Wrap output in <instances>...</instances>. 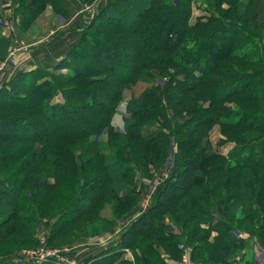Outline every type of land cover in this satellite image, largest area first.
Masks as SVG:
<instances>
[{
  "label": "trees",
  "instance_id": "1",
  "mask_svg": "<svg viewBox=\"0 0 264 264\" xmlns=\"http://www.w3.org/2000/svg\"><path fill=\"white\" fill-rule=\"evenodd\" d=\"M49 2L21 0L24 6L18 11L28 12L25 25H30ZM59 2L52 3L55 12L65 13L67 6L62 0ZM115 2L106 6L113 12L104 13L112 19L111 25L97 15L96 21L82 29L76 49L63 66L55 69L73 70V73L62 76L54 72L48 85L41 87L48 88L49 94L35 96L36 93L24 90L29 85L28 76L33 74L28 71L16 74L0 90V101L6 94L13 100L22 97L30 101L11 109L23 111L25 116L0 118V238L2 229L7 227L16 230L23 241L36 242L33 224L39 220L38 212L49 215L58 208L55 226H63L61 233L84 217L98 216V206L103 207L111 197L115 203L137 202L140 193L135 187L134 164L140 170L150 166L162 169V160L167 158L173 139L177 146L174 174L156 189L148 210L128 233L131 242L151 240L148 254L159 260L175 258L180 253L179 242L184 239L198 264H231L233 260L236 261L233 264H239L238 253L250 250L248 241H254L264 250V136L241 139L244 134L264 133V116L259 118V114L252 113L260 109L263 101H258V95L262 92L264 97V89L259 88L255 79L263 77L264 67L244 77L234 71L243 67L241 50L250 44L255 50L260 47L256 42L258 34L250 33L237 21L247 15L246 8L252 0H217L218 8L224 2L238 8L235 16L223 11L222 23L226 29L220 33L217 25L220 19L192 21L194 0ZM126 20L135 23L123 31L121 26ZM212 25L216 27L211 30ZM107 26L120 31L112 41L100 35ZM214 39L219 40L218 45ZM11 43V39L0 36L3 53ZM89 44L91 47L81 52V46ZM254 49L244 56L254 54ZM80 60L86 63L84 68ZM153 68L163 74L177 68L183 75L165 84L167 105L156 97L154 92L158 89L147 86L154 78ZM97 76H110L114 81L107 84L98 80L99 86L95 87L84 81L86 87L63 90L64 98L71 100V104L44 105L54 86ZM224 81L229 84L222 85ZM140 84L146 85L141 92L136 88ZM223 88L226 94L218 97L217 92ZM124 90H131L134 97L128 102L122 134L113 129V118ZM174 96L178 103L172 99ZM233 98L244 111L239 112V118H224L223 104ZM166 107L174 111V120L167 113L163 115ZM59 113L61 116L57 117ZM156 116L163 117L164 125L160 126ZM215 125H221V132L227 138L222 144L233 145L229 156L216 151L197 153ZM104 131L108 133L106 142L99 141ZM82 141L87 142L86 149L80 146ZM82 179L85 183L81 188ZM64 193L69 194L68 199L51 206L53 199L60 200ZM32 198L38 211L30 207ZM166 215L176 222L177 229L172 235L168 233L171 227L162 219ZM213 231L217 236L211 239ZM238 231L250 233L251 239L238 240ZM99 260L90 264L114 261L109 257ZM245 260L244 264H253L250 258ZM148 263L153 264L152 260Z\"/></svg>",
  "mask_w": 264,
  "mask_h": 264
},
{
  "label": "rangeland",
  "instance_id": "2",
  "mask_svg": "<svg viewBox=\"0 0 264 264\" xmlns=\"http://www.w3.org/2000/svg\"><path fill=\"white\" fill-rule=\"evenodd\" d=\"M50 1L51 2L48 3L44 11L37 18H35V20L30 25H25L27 20L26 14H28V12L22 14V12L18 11L20 8H22V6H24L21 4V0H0V22L2 23L3 21L5 22V20H7L9 23H11L12 21L9 20L10 19L12 20L13 18L15 20L20 21V24H18V32L15 33L16 38H11L13 43L12 48L9 47L10 50L4 53L2 52V50H0V61L4 59L5 55L10 56L9 60H11V56L13 54L12 61H14L13 63L15 64L18 63L17 67H19L23 63V68H26L28 69L27 70L28 72L33 73L30 74V76H28L29 85L24 90H29L32 91L33 93H36L34 94L35 96L47 92L49 94L50 91L48 90V88L41 89V87H43V85L44 86L48 85V81L50 79H53L52 74L54 72L62 76L63 75L69 76L71 75V73H73L71 72L73 70L70 71L68 69L63 68V70L58 71L55 69L56 66L58 65L59 66L64 65L65 60H67V56H70V53H72L76 49V47H74L76 43L80 42L79 40L82 37V33H83L82 29L84 27L89 26L92 22L96 21L98 17L95 16L100 15L99 18L102 21H104V23L111 25L110 22H112V19L107 18L105 14H109L108 12H113V9L107 8L106 6L110 7L112 4L116 3L115 0H62L63 3L67 6V10L65 11V13L61 11V14H58L55 12L54 6L52 4L54 0H50ZM59 1L60 0H56V3L58 4ZM116 1H121V0H116ZM164 1H166L167 3L177 2V0H164ZM239 1L247 2V0H239ZM33 7H37V6H33ZM196 9L199 10L200 13L194 14L193 12L194 15L192 17L193 18L192 20H196L198 18L206 19L210 17H214L215 19H220V23L217 24L218 28L220 29L218 32L220 33L221 31L226 29L224 28L222 23V19L225 18L223 11L228 13L231 12L235 16L236 15L235 13L238 8L234 9V7H231L228 4V2H224L218 8L217 0H194L193 11H195ZM246 10H247V15L243 19H238L237 21L243 26V28L249 30L250 33L253 32L255 34H258L256 42L260 44V47L257 50H255L253 44H250V46L247 49L241 50L242 56L240 58V61L243 63V67L235 68L234 71L235 72L238 71L237 73H240L242 77H244L246 73H252V70L258 72L257 70H261V67H264V47H263L264 46V0H252L251 5L248 6ZM52 11L53 13H51ZM48 20H50L52 23L51 29L53 31L52 32L50 31L51 33L47 32L48 35L45 36L47 33L43 31H44V27H46L47 24H49ZM45 21L47 22L44 23ZM134 23H135L134 21L126 20L121 26V28L123 31L125 29L127 30L131 26V24L134 25ZM32 26H34V28H32ZM1 27L3 26L0 25V36L2 37L1 32L3 30ZM214 27H216V25L210 26L211 30L214 29ZM239 27L240 25L238 24L237 28ZM39 31H42V33L44 34L43 36L47 38V40L44 41V44L49 42L50 40L51 41L47 43L46 46L43 47L45 48L44 51H42L39 56L35 57L36 54H33L34 51L42 46L40 44L35 46V44L38 43L35 41H37L38 39L37 37L34 38V36L35 34L36 35L40 34ZM94 31L97 32V30ZM100 32H101L100 35L106 37V40L112 41L116 38V35H118L120 31L118 30L116 31L115 29H113V27L107 26L104 30H101ZM191 35H193V33ZM244 36H247V34L246 35L244 34ZM22 41L24 44L22 43ZM211 41L212 39L210 38L209 44ZM188 42L189 41H187V43ZM26 43L33 45L28 46L26 45ZM214 43L218 45L219 40L214 39ZM34 46L35 48H33ZM87 47H91V44L85 47L81 46L80 48L81 52H83L84 49H86ZM196 49L197 47H195L193 50L196 51ZM222 49L225 48L223 47L221 48V50ZM253 49L255 50L254 54L251 53L250 55L244 56L245 53L249 54L250 53L249 51ZM221 50H217V51H221ZM193 52H189V53H193ZM18 54L21 56H19ZM175 58L179 59L178 56H176ZM80 61H82L79 62V64H82L81 68H84L86 63H84L83 60ZM9 66L10 64L7 66L6 69H8ZM180 71L182 72L184 70H180ZM152 74H154V78H152L149 81L150 83H147V86L148 87L152 86L158 89V91L154 92L156 93V97L161 99V101L165 105H167L166 102L167 98L165 97L167 92L164 90L165 84L170 83L174 77L178 79L179 77L183 78V75H180L177 68H172L168 70L165 74L161 73L156 68H153ZM4 76H5V72L3 78ZM223 79L224 78H222L221 82L223 81ZM98 80H100L99 83L102 82L107 84H112L114 81V79L110 76H106L104 78L102 77L98 78L97 76L92 79H87V80L84 79L83 81L78 80L77 82L74 83L63 82L64 84H62L61 86L53 87L52 90L53 92L50 93L51 95H49V98L44 102V105L47 106L49 105V103L59 104V105L71 104L72 103L71 100L68 99L66 100L64 98L65 96L63 95L64 89L71 91L70 89L72 88L86 87L85 85L86 83H83L84 81H86L87 84L91 86L93 85V87L99 86V83L97 82ZM255 80H256L255 81L256 84L259 85V88L262 87L264 89V73H263V77L260 78L256 77ZM4 81L5 80H3L2 82L3 86L5 84ZM225 82L227 83V81H224L222 85L226 84ZM3 86L1 88H3ZM145 87H146L145 84H140L139 86H136L137 90L139 89V92L145 90L146 89ZM238 87L240 86H237V88ZM55 88L59 90L55 91L56 90ZM136 88L135 87L132 88L133 91L136 90ZM259 88L257 90H260ZM225 91L226 89L224 88L222 92L218 91L217 92L218 97L223 96V93L226 94ZM136 93L138 94V91H136ZM262 95H263L262 92L259 93L258 101L261 100L264 101V97H262ZM9 97L10 95L6 94L5 97L2 98L0 101V118L6 119L9 117H17L20 115H24L23 111L19 112V110H11V109L18 108L17 105L30 102L29 99L28 98L23 99L22 97H20L19 100L18 99L13 100L11 97L10 98ZM133 97H134L133 92L131 90L123 91L122 100L120 101L119 103L120 105L117 108L118 114L121 115L124 114V110H125L124 107L128 109V105H129L128 102L132 100ZM172 99L178 103L177 101L178 98H176V96H174V98ZM263 101L262 103H260V107H259L260 109H256L252 112L259 114L258 116L259 118L262 117L260 115L264 116ZM236 102L237 100H235V98L230 99L227 102H224L223 104V108H224L223 115L225 116L224 118L230 116L231 118L240 117L239 112L244 111V109L237 107ZM35 103L37 102L36 101L33 102L34 106L36 105ZM143 103L147 104L145 101ZM204 106H208V104L207 105L204 104ZM246 107L247 106H245L244 108ZM162 112L163 111H161L160 113L162 114ZM165 113H167V115L171 117L173 120L175 119L174 111L171 110L170 108L166 107V111H164L163 115ZM60 116L61 113L57 114V117ZM183 116L187 117L185 113L183 114ZM155 119L156 121L159 122L160 126L164 125L162 116H156ZM190 125L191 124H189V128H191ZM146 129L151 130L150 127H146ZM261 132H262L261 134H259L258 132H255L254 134H250V135L244 134L242 135L241 139L243 141H248V140H254L258 137L261 138L264 136L263 131ZM225 140H227V138L224 137V135L221 132V125H215L210 129L207 138L205 137L203 139L201 143L202 146L200 147V149H198L197 153L198 152L201 153L204 151H207V153H211L212 151H216L222 153L224 156L225 155L229 156L230 152H232L234 148L232 147L233 145L222 144V142H225ZM262 142L264 143V140ZM80 144H81L80 146L86 149L87 147L86 141H82L80 142ZM80 154L81 152L79 153V155ZM169 155L171 158L170 152L168 156ZM168 156L167 158H165V160L164 159L162 160L164 164L162 169L156 170L155 168L152 169V168L144 167L140 171V173L143 176H146L147 178L150 179L154 178V182L159 183L160 182L159 179L162 176L161 174L164 171H166V175L169 173V167L166 164L168 163V158H169ZM135 173L136 172H134V176ZM147 182L149 183V181ZM84 183L82 179L81 183H79L81 185V188L83 187L82 185ZM137 189L141 191V197H139L137 202L135 203L128 202L125 204L115 203L116 202L114 201L115 198L111 197L110 202L108 201L107 204H105L103 207L98 206L97 208V211H99L98 216L84 217L81 220V222L73 226H68L66 231H62L61 233H59V231L60 228L63 226L62 225L55 226V223L57 221L56 220L57 218L55 216L59 212L58 208H54L52 212L50 211L49 215L46 214L42 215L38 212L39 220L38 222H36V224H33V228L35 230L33 237H35L37 243L36 242L27 243L23 241V239L17 235L18 232L16 230H12L8 228L9 230L8 231L6 229L7 227L2 229L1 238H0V264H10L11 260L16 258L17 255L25 256L24 257L25 259H22L24 260L22 261L23 263L20 264H90L92 262L100 261L99 260L100 258L104 259L106 257H109L111 260L115 261V262L113 261L112 264H117L119 262L126 263V258L133 259V261L130 262L131 264H149L148 261L150 260H152L153 264H158V262L160 263L162 261H164V264H183L184 262H182V260L185 251H187L189 254L191 252L189 249L190 247H188V245L183 243L184 239L182 242H179L180 245L178 247L180 253H176L175 258H172L170 260H167V258L165 259L159 258L158 260L155 259V256L153 254L149 255L148 251L150 249V243H152V241L149 239H143L141 240V242H135L134 244L131 242L132 240H130V236H129L130 234L128 233H130L134 224L140 221L139 220L140 216H142L144 212H146L149 208V207L146 208L145 200H144L149 196L150 194L149 191L146 190V188L143 185L142 186L139 185ZM68 195L69 194L64 193V195L60 200L53 199L54 195H52L51 199H53V201L51 203V206L54 204L58 205L59 203L64 202L65 200L68 199ZM30 201L32 202L30 207L38 211L39 208L34 206L35 199L32 198L30 199ZM162 219L165 225H169V224L171 225V230H169L168 233L172 235L171 232L177 229L176 222H174V220L171 218L170 215L169 216L166 215ZM181 234L182 233H179L178 235L181 236ZM215 236H217V232L213 231V234L211 235V239H213V237ZM128 245L131 246L129 247ZM245 251L246 249H243L238 253L240 257L237 259L238 260L237 262L242 261L241 259L243 256L245 257L250 255L249 253H244ZM118 252H121V254L123 255L119 257L113 256V254H116ZM161 254H163L164 256V254L166 253H161ZM190 256H191L192 264H198L197 261L193 260L192 254H190ZM250 258H252L251 255ZM234 262L236 261L233 260L231 264H233ZM14 263L11 262V264Z\"/></svg>",
  "mask_w": 264,
  "mask_h": 264
},
{
  "label": "crops",
  "instance_id": "3",
  "mask_svg": "<svg viewBox=\"0 0 264 264\" xmlns=\"http://www.w3.org/2000/svg\"><path fill=\"white\" fill-rule=\"evenodd\" d=\"M51 13H53V11L51 12ZM55 13V12H54ZM195 13H200L199 12V10H195L194 11V14ZM5 18V17H4ZM6 19V18H5ZM193 19V18H192ZM9 21H12V22H14V23H16V27H13V29H9V28H7L6 26H5V24L6 23H9L7 20H5V22L2 24L1 22H0V25H2L3 27H1L2 28V36L4 37V36H6L8 39H11V38H16L15 37V33H17L18 32V24H20V21L19 20H15L14 18L11 20H9ZM49 21V24H47V26L46 27H44V31L43 32H45V33H47V32H52L53 30L51 29L52 28V23H51V21L50 20H48ZM192 21H195V20H192ZM11 22V23H12ZM47 21H45L44 23H46ZM32 28H34V26H32ZM50 32V33H51ZM39 33L40 34H38V35H36L35 34V36H34V38H36L37 37V41H35V42H38V43H36L35 44V46H37V45H42L41 47H39V49H37V50H35L34 51V53L33 54H36L35 55V57H37V56H39L40 55V53L42 52V51H44V49L45 48H43L44 46H46V44L47 43H49V42H47V43H45L44 44V41L45 40H47V38H45V36H47L48 35V33L45 35V36H43L44 34L42 33V31H39ZM33 38V37H32ZM12 40V39H11ZM21 42V41H20ZM22 43H23V41H22ZM24 44V43H23ZM12 45H13V43H11V48H12ZM19 45V44H18ZM26 45H28V46H31V45H33V44H29V43H26ZM35 46L33 47V48H35ZM26 47V46H25ZM9 49V48H8ZM10 50V49H9ZM10 55V54H9ZM19 55V54H18ZM19 56H21V55H19ZM10 59V56H7L5 59ZM13 54H12V56H11V60H10V62H9V64H10V66L8 67V69H6L5 70V76H4V83L5 82H9L11 79H13V77L16 75V74H18L19 72H24V71H27L28 69H26V68H23V63L19 66V67H17L18 66V63L17 64H15V63H13L14 61H12L13 59ZM19 58V57H18ZM15 60V59H14ZM15 64V65H14ZM23 68V69H22ZM4 75V74H3ZM124 114H116L115 115V117L113 118V129L116 131V132H118V133H125V125H126V117H128V113H127V109L124 107ZM107 139H108V134H107V131L106 132H104V134L102 135V136H100V139H99V141H102V142H106L107 141ZM170 150H171V148H170ZM170 150H169V152H170ZM167 164V163H166ZM165 167H166V165H165ZM150 168H152V169H154V167H152V166H150ZM156 169V168H155ZM156 170H159V169H156ZM166 170V169H165ZM140 168H139V166H137L136 164L134 165V172H136L135 173V176H136V181H135V187H136V191L138 192V193H140V197H141V191L140 190H137V188H138V186H139V183H140V180L141 179H145V181H149V183L147 182V184H148V186L150 187L149 189H147L148 191H149V193H155V191H156V189H158V187H160L162 184H164L166 181H168L167 179H164V178H166V171H164L161 175V177H160V179H159V183H155L154 182V178L153 179H150V178H147L146 176H143L141 173H140ZM150 179V180H149ZM154 191H153V190ZM154 195V194H153ZM152 198H153V196L151 197V196H148L146 199H144L145 200V205H146V208H148L149 206H150V203H151V201H152ZM237 237H238V240H250L251 239V235H250V233H248V232H246V231H238L237 232ZM248 242H250V246H248L247 248H249L250 250H247L246 249V251L244 252V253H249L251 256H252V258H250V255H248V256H243L244 257V261L242 260V261H240L239 262V264H244L245 262H246V258H250V260H252L253 261V263H255V264H264V252H262L263 251V249L259 246V245H255L256 243L254 242V241H248ZM262 249V250H261ZM240 256H238L237 258H236V260L239 258ZM242 257V258H243ZM254 258V259H253ZM171 259V258H170ZM170 259H168L167 258V260H170ZM126 261H129V262H132L133 261V259H130V258H126ZM238 261V260H237Z\"/></svg>",
  "mask_w": 264,
  "mask_h": 264
},
{
  "label": "built area",
  "instance_id": "4",
  "mask_svg": "<svg viewBox=\"0 0 264 264\" xmlns=\"http://www.w3.org/2000/svg\"><path fill=\"white\" fill-rule=\"evenodd\" d=\"M3 23H4V21L2 22V24H3ZM5 26H6L7 28H9V29H10V28L13 29V27H16V23H14V22H12V23H6ZM9 62H10L9 58H8V59H5L3 62H0V89H1V87L3 86V84H2V82H3V80H4V78H3V74H4V72H5L6 68H7V66L9 65ZM117 114H118V113H117ZM176 152H177V146L175 145L174 140H172V142H171V150H170L171 158H170V155H169V156H168V157H169V158H168V163H167V166L169 167V173H168L167 176H166V179H167V180L173 176V173H174V171H175V160H174V155H175ZM170 175H171V176H170ZM139 185H141V186L143 185V186L146 188V190L150 188V187L148 186V184H147V181H145V179H141ZM137 190H138V189H137ZM153 194H154V193H153ZM153 194L150 193L149 196L152 197ZM168 226L171 227L170 224H169ZM173 228H174V227H173ZM261 250H262V249H261ZM262 252H264V250H263ZM190 254H192V252H190ZM190 254H189L187 251H185L184 256H183V260H182V262H184L183 264H192ZM24 257H25L24 255H17L16 258L12 259V262H13V263L15 262V263H17V264L23 263L22 261H24V260H22V259H25Z\"/></svg>",
  "mask_w": 264,
  "mask_h": 264
}]
</instances>
